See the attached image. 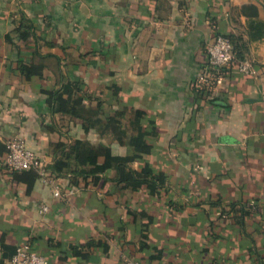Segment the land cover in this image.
<instances>
[{
	"label": "crops",
	"instance_id": "obj_1",
	"mask_svg": "<svg viewBox=\"0 0 264 264\" xmlns=\"http://www.w3.org/2000/svg\"><path fill=\"white\" fill-rule=\"evenodd\" d=\"M220 35L236 62L198 88ZM244 58L256 75L239 72ZM22 62L43 76L27 80ZM74 79L87 107L144 113L153 150L131 167L166 176L158 195L119 185L115 169L98 181L55 172L78 140L131 153L51 108ZM263 96L264 0H0V264L26 244L51 264H264ZM15 137L48 182L6 167Z\"/></svg>",
	"mask_w": 264,
	"mask_h": 264
},
{
	"label": "trees",
	"instance_id": "obj_2",
	"mask_svg": "<svg viewBox=\"0 0 264 264\" xmlns=\"http://www.w3.org/2000/svg\"><path fill=\"white\" fill-rule=\"evenodd\" d=\"M31 28L32 26L26 27L23 22L18 33L23 39H26L29 33L27 31H31ZM225 37L231 40L235 55L238 56L234 39L229 36ZM244 60L245 58L241 59V62ZM44 69V64L24 62L20 64V72L27 80L36 76L42 77ZM83 86L81 79L65 83L60 90L53 92L51 108L56 112L83 120L87 129H97L101 134L110 132L116 141L127 145L131 153L126 156H116L108 146L93 145L88 141L78 140L69 150L60 153L54 166L55 172L59 175L69 174L75 177V180L80 177H93L95 181H98L99 175H104L107 171L115 169L116 181L119 185L132 191L147 187L152 195H158L159 190L166 185V176L162 173L155 174L148 163L145 164L142 172H137L131 167L136 161L144 162L145 157L151 155L153 150L148 140L152 132L146 130L142 124L144 113L134 111L129 114L128 111H117L113 116L105 115L101 103L94 107L86 106L87 99ZM122 118L126 121L123 122ZM101 159H103L102 163ZM15 173L30 175L32 181L40 178L35 171Z\"/></svg>",
	"mask_w": 264,
	"mask_h": 264
},
{
	"label": "built area",
	"instance_id": "obj_3",
	"mask_svg": "<svg viewBox=\"0 0 264 264\" xmlns=\"http://www.w3.org/2000/svg\"><path fill=\"white\" fill-rule=\"evenodd\" d=\"M233 43L225 36H217L215 41L208 47L207 54L209 60V72L202 74L198 78L197 87L204 89L213 86L216 80V71L228 67L236 62V55L233 50ZM238 70L245 75H256L254 62L244 60L239 63ZM264 100V96H263ZM6 148L4 163L13 172L35 171L45 182L49 181L50 174L47 171L43 159L32 151L21 137H15L4 143ZM55 197H61V191L57 187L54 192ZM48 207H43L42 211L47 212ZM3 264H51L43 255L35 252L29 244L17 249L14 257ZM138 264V263H135Z\"/></svg>",
	"mask_w": 264,
	"mask_h": 264
}]
</instances>
